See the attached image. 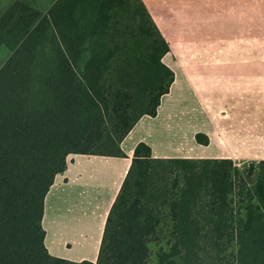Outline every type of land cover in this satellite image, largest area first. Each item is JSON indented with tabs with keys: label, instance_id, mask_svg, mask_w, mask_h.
Here are the masks:
<instances>
[{
	"label": "trees",
	"instance_id": "obj_1",
	"mask_svg": "<svg viewBox=\"0 0 264 264\" xmlns=\"http://www.w3.org/2000/svg\"><path fill=\"white\" fill-rule=\"evenodd\" d=\"M0 28L11 50L0 67V264L154 254L156 264H264V160L156 158L144 142L97 261L53 256L43 218L55 179L72 156L122 155L137 122L157 115L175 80L170 47L143 0H57L45 14L16 3Z\"/></svg>",
	"mask_w": 264,
	"mask_h": 264
},
{
	"label": "crops",
	"instance_id": "obj_2",
	"mask_svg": "<svg viewBox=\"0 0 264 264\" xmlns=\"http://www.w3.org/2000/svg\"><path fill=\"white\" fill-rule=\"evenodd\" d=\"M57 0H0V19L16 3L45 14ZM170 52L175 80L156 116H143L122 155L72 156L45 199V244L56 257L96 262L110 210L147 143L156 158L264 160V0H143ZM0 28V67L11 50ZM206 142L196 141L197 135ZM191 140L192 151L162 149ZM162 145V146H161Z\"/></svg>",
	"mask_w": 264,
	"mask_h": 264
},
{
	"label": "rangeland",
	"instance_id": "obj_3",
	"mask_svg": "<svg viewBox=\"0 0 264 264\" xmlns=\"http://www.w3.org/2000/svg\"><path fill=\"white\" fill-rule=\"evenodd\" d=\"M196 141H197V139H196ZM191 142H192L191 140L186 139V138H184V140L182 142H179L177 140H170V141L166 142V144H164L166 146H164L162 149L167 150V152L172 153V154L188 153V152L192 151L191 148L187 147V146L191 145ZM197 143H199V142L197 141ZM248 163H249V161L248 162L237 163V166L240 167V168H243ZM199 166L201 167L202 165H199ZM201 171H202V169H198V172L201 173ZM179 174H180V172L178 170H176V172L173 174V176L171 177V179L169 181L171 186L173 184H177V182L180 179ZM156 250L157 249H155V247H154V252H156ZM150 264H156V256H155V254L152 256Z\"/></svg>",
	"mask_w": 264,
	"mask_h": 264
}]
</instances>
